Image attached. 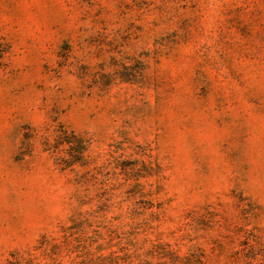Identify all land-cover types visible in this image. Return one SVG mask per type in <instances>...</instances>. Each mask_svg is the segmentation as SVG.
<instances>
[{"label":"rangeland","instance_id":"1","mask_svg":"<svg viewBox=\"0 0 264 264\" xmlns=\"http://www.w3.org/2000/svg\"><path fill=\"white\" fill-rule=\"evenodd\" d=\"M0 264H264V0H0Z\"/></svg>","mask_w":264,"mask_h":264}]
</instances>
